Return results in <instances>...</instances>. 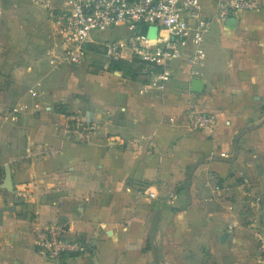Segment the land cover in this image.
<instances>
[{
	"label": "crops",
	"instance_id": "obj_1",
	"mask_svg": "<svg viewBox=\"0 0 264 264\" xmlns=\"http://www.w3.org/2000/svg\"><path fill=\"white\" fill-rule=\"evenodd\" d=\"M261 3L219 20L217 0H203L205 55L195 62L186 46L163 81L110 69L109 41L133 59L123 26L94 31L74 64L45 5L0 0V105L23 108L18 123L0 120V264H54L36 241L57 224L89 246L64 264H261ZM191 109L214 114L216 127L191 130ZM64 111L91 115L98 130L66 138Z\"/></svg>",
	"mask_w": 264,
	"mask_h": 264
},
{
	"label": "built area",
	"instance_id": "obj_2",
	"mask_svg": "<svg viewBox=\"0 0 264 264\" xmlns=\"http://www.w3.org/2000/svg\"><path fill=\"white\" fill-rule=\"evenodd\" d=\"M48 9L49 19L57 24L64 38L65 56L74 64L84 61L86 43L96 30L123 26L129 35L127 45L133 58L160 68L163 81L170 78L169 67L179 58L184 48L195 46V62L203 59L201 47L211 24L210 18L202 15L203 0H35ZM217 17L226 20L239 10H260L261 0H217ZM156 28V37L142 33V27ZM106 55L110 61L122 59V46L113 41L106 44ZM147 66L144 72L150 71ZM156 74V73H153ZM22 107L4 108L0 105V120L18 123ZM185 122L193 131L214 129L217 118L214 114L188 110ZM58 126V125H57ZM64 136L74 141H86L99 127L97 119L80 112H67L59 124ZM155 197L156 189H149ZM66 224L51 225L37 231V247L54 264H64L68 255L84 254L88 244L83 240H70ZM258 251L264 264V233L258 236Z\"/></svg>",
	"mask_w": 264,
	"mask_h": 264
},
{
	"label": "trees",
	"instance_id": "obj_3",
	"mask_svg": "<svg viewBox=\"0 0 264 264\" xmlns=\"http://www.w3.org/2000/svg\"><path fill=\"white\" fill-rule=\"evenodd\" d=\"M147 66H149L151 70L148 72H144V69ZM110 69L111 70H121L126 75L132 78H145V79H149V77L153 73L160 72V68L158 66L148 64V62L139 60L137 58H133L130 61H126L122 59L110 61ZM64 112L67 113V111H64Z\"/></svg>",
	"mask_w": 264,
	"mask_h": 264
},
{
	"label": "water",
	"instance_id": "obj_4",
	"mask_svg": "<svg viewBox=\"0 0 264 264\" xmlns=\"http://www.w3.org/2000/svg\"><path fill=\"white\" fill-rule=\"evenodd\" d=\"M151 30H154L155 31V34L153 35V36H150L151 38H155L156 37V28H151V27H148V26H144V27H142V33H145V34H149L150 32H151ZM192 90L193 91H195V92H201L202 91V89H203V87H204V81L203 80H201V79H193L192 80ZM7 181H8V183H9V181H11V176H10V174H8V176H7ZM225 236H226V234L223 236V238L222 239H224L225 238Z\"/></svg>",
	"mask_w": 264,
	"mask_h": 264
},
{
	"label": "rangeland",
	"instance_id": "obj_5",
	"mask_svg": "<svg viewBox=\"0 0 264 264\" xmlns=\"http://www.w3.org/2000/svg\"><path fill=\"white\" fill-rule=\"evenodd\" d=\"M97 31V30H96ZM107 33V32H106ZM155 34L154 30H151V32L149 33L150 36H153ZM107 35L111 36V33L108 32ZM87 61V60H86Z\"/></svg>",
	"mask_w": 264,
	"mask_h": 264
}]
</instances>
